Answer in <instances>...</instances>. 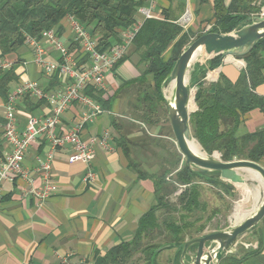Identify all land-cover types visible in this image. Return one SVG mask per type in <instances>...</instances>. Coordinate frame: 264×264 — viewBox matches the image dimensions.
<instances>
[{
  "label": "crops",
  "instance_id": "crops-1",
  "mask_svg": "<svg viewBox=\"0 0 264 264\" xmlns=\"http://www.w3.org/2000/svg\"><path fill=\"white\" fill-rule=\"evenodd\" d=\"M186 9L190 10L192 21L184 27L180 20ZM153 13L158 21L163 20L165 14L171 15L182 32L195 33L196 29L204 26L206 31L212 24L213 0H157ZM63 27L60 39L70 48L66 22ZM45 50L48 60L58 59L51 46L45 45ZM33 56L31 48L23 47L8 57L13 62L19 61L16 69L18 81L11 85L10 91L26 80L37 82L45 92L56 91L68 82L66 77L57 76V81H54L55 74H43L33 63ZM134 58L131 56L106 74L102 99L107 104L102 113L86 123L81 131L85 141L99 138L105 131L110 134L108 143L111 149L95 145L91 162L95 178L92 182L85 180L87 167L84 163L68 162L71 149L65 146L57 150L51 164L57 192L42 208L35 206L33 197L23 196V190L41 186L36 164L38 159H44L48 150V143L43 139L31 144L22 164L32 182L22 178L2 182L0 264H61L66 255H71L75 264H94L112 247L131 241L142 217L156 205L157 194L151 177L164 174L170 177L179 170L180 153H177L178 148L174 149L170 124L162 118L154 120L155 117L147 112L143 92H152L151 77H147V85L128 84L136 80L144 69L143 65H134ZM242 64H245L242 59L223 56L221 65L215 73H209V78L215 79L221 74L234 83ZM255 93L264 97V81L256 86ZM52 105L48 100L22 97L17 101L18 127L23 129L31 116L49 115ZM3 110V101L0 100V120ZM82 112L80 104L68 105L56 131L69 132L80 120ZM262 128L264 113L255 109L245 116L237 134H252ZM1 137L4 153L8 147ZM260 165L264 168V158ZM240 241L243 245H238L232 253L224 254L223 258L233 255L239 264H264V223L260 222L248 233L247 240L242 237ZM170 250L175 258L178 249L173 246Z\"/></svg>",
  "mask_w": 264,
  "mask_h": 264
},
{
  "label": "trees",
  "instance_id": "trees-1",
  "mask_svg": "<svg viewBox=\"0 0 264 264\" xmlns=\"http://www.w3.org/2000/svg\"><path fill=\"white\" fill-rule=\"evenodd\" d=\"M253 1L213 0L212 24L209 30L200 33L182 32V28L174 23L176 20L168 14L164 15L163 20H145L133 37L130 52L113 70L131 56L136 57L134 64L136 67L144 66L140 76L128 84L147 85V77H151L152 92H143V98L148 106L147 112L154 117L157 112L155 100H164L161 90L183 49L202 34L223 35L232 32L245 22L246 18L258 12V9L252 6ZM145 4L146 0H0V57L8 58L25 47L26 36L38 39L42 32L55 30L60 37L64 33L63 23L67 16L74 17L96 39L98 51L106 52L113 44L120 42V32L135 22L136 10ZM77 48L76 43H71L69 50ZM222 58L219 56L208 59L203 64L196 63L191 72L190 82L197 88L195 94L197 110L190 115L192 136L207 154L219 152L223 162L243 159L260 164L264 158V128L241 136L237 132L250 111L258 109L264 113V97L255 93L256 86L264 81V38L247 55L239 58L245 62V67L240 70L234 83L219 74L217 81L207 90L204 89L201 81L206 72L215 71L221 65ZM85 61L86 58H83L82 62ZM18 67L19 61L6 72L0 70V100L3 102L7 99L11 85L18 81L16 73ZM53 80L57 81V74ZM85 94L102 108L107 104V101L102 99L103 91L93 86H88ZM3 122L1 118L0 129ZM1 135L0 133V137ZM2 159L3 145L0 139V161ZM218 177L219 173L192 172L184 163L172 177L178 184L188 187L179 197L182 211L191 214L199 207L197 180L209 184L211 182L208 179L214 178L215 182L211 185L218 186L220 182ZM166 178V174L151 177L156 189L157 202L140 220V227L133 239L112 247L103 257L97 258L94 264H126L133 254L142 249L143 241L159 228L157 213L166 207L164 202ZM170 184L172 185V182ZM170 210L173 211L174 208L170 207ZM180 221L181 224H178L177 220L172 219L170 223L164 224L175 236L174 243L167 248L174 246L178 249V260L186 241H178L176 237L183 229L189 228L184 225L183 218ZM197 232L201 233L202 229ZM161 249L149 246L142 251H150L152 255L148 262H151ZM190 251L195 252V247ZM220 264H239V261L230 255L223 258Z\"/></svg>",
  "mask_w": 264,
  "mask_h": 264
},
{
  "label": "built area",
  "instance_id": "built-area-1",
  "mask_svg": "<svg viewBox=\"0 0 264 264\" xmlns=\"http://www.w3.org/2000/svg\"><path fill=\"white\" fill-rule=\"evenodd\" d=\"M156 6L157 0H146V5L136 10L139 18L130 27L120 32V42L113 44L106 52L97 50L96 39L72 16H67L65 22L70 34V43L78 45V48L73 51L69 50L55 30L42 32L38 39L25 37V47L31 48L35 66L47 76L57 74L58 77H66L68 82L56 91L45 92L37 82L26 80L9 92L6 101L3 102L4 122L1 126V138L8 150L3 153V159L0 161V193L1 184L5 180L22 178L29 183L32 182L27 172L23 170L22 164L29 147L38 139L46 140L48 143L44 159H38L36 164L41 186L35 189L28 188L22 192L23 196L35 199L37 208H42L58 190L52 179L51 164L57 150L65 146L71 149L68 162L84 163L87 167L85 180L90 182L94 180L95 174L91 171V162L95 155V145L100 144L106 149H111L108 143L110 134L105 131L99 138L90 141H85L81 137L85 124L93 121L102 113V106L83 91L87 86L105 91L106 74L111 72L117 66L116 64L130 52L133 37L143 22L148 19H157L153 13ZM260 15H264V11ZM191 21V12L186 9L180 25L186 27ZM206 30H209V27ZM45 45L54 49L58 55L57 60L50 61L45 57ZM83 58H86L85 62H82ZM14 63L6 57H0V70L6 72L12 68ZM244 67L242 64L240 69ZM25 96H30L35 100H48L53 105L49 115L31 116L25 127L20 129L16 115L17 101ZM72 103H78L83 107L80 120L69 132L58 133L56 129L61 117L68 105ZM241 244L243 245L240 241L232 245L230 253ZM71 257V255L63 256L61 264H75Z\"/></svg>",
  "mask_w": 264,
  "mask_h": 264
},
{
  "label": "water",
  "instance_id": "water-1",
  "mask_svg": "<svg viewBox=\"0 0 264 264\" xmlns=\"http://www.w3.org/2000/svg\"><path fill=\"white\" fill-rule=\"evenodd\" d=\"M263 38L264 15L249 16L230 33H205L191 41L169 73L168 80L174 82V89L171 101L166 103L167 117L176 147L187 167L195 173H219L220 178L249 170L257 175L263 186L262 201L255 212L225 230L186 241L182 246L179 264H217L224 254L230 253L232 245L240 242L264 218V168L251 161L223 162L218 155L208 158L192 151L189 144L195 139L190 130V115L195 109H188L191 95L188 80L196 62L203 64L206 60L219 56L242 58ZM199 51L203 54L201 60L195 59ZM192 247H195V252L190 251Z\"/></svg>",
  "mask_w": 264,
  "mask_h": 264
},
{
  "label": "rangeland",
  "instance_id": "rangeland-1",
  "mask_svg": "<svg viewBox=\"0 0 264 264\" xmlns=\"http://www.w3.org/2000/svg\"><path fill=\"white\" fill-rule=\"evenodd\" d=\"M252 6L257 8L258 12L250 16L260 15L262 11H264V6H262V0H254ZM204 29L205 26L203 30L201 27H199L198 29H196V32H204ZM167 55L168 54H166V57ZM134 60L136 61V58H134ZM215 72L216 70L206 72L204 78L201 81L204 89L207 90V88H210V86H212V83H215L214 81L217 78H209V73ZM190 78L188 80V87L191 90V95L188 104V109H195L193 111L195 112L197 110V104L195 100L193 101V96H195L194 94H196L197 88L190 82ZM169 82L170 81L167 80L165 85L163 86V89L161 90L164 100H155L157 104V112L154 115L155 118L153 117L154 120L156 118H162L168 124L169 121L166 112L167 100L165 98L164 89L168 86ZM158 115L160 117H158ZM195 142L197 143L196 140ZM174 149L177 150L176 144H174ZM201 150L203 151L204 155L208 158L217 155L220 157V153L217 151H213L211 154H207L202 148ZM179 160L180 163L177 164V166L180 169L185 163V160L181 154H179ZM237 160L243 159H234L233 161ZM252 174L253 173L251 171L236 172L234 174L232 173L231 177L228 178L218 177L220 181L218 183V186L211 185L212 182H215L214 178L208 179L211 182L209 184L204 183L201 180H197L196 185L198 186L199 190V207L193 210L191 214L182 211L181 206L179 204V197H181V195L184 193L185 190L188 189V187L181 183L178 184V182H175V180H173L172 178L174 177V174L170 177H167L166 180L168 186L166 187V189H168L164 193V202L166 203V207L162 208L157 213L159 228L155 230L154 233L151 234V236L145 239L142 243V249L145 247H149V244H153V248L162 249L160 250V252H157L158 254L156 258L151 262H148L150 260V256L152 255L150 251H142L141 249L135 254H133V256L129 259L126 264H179L178 256H175L174 258V252H172L170 248H164L166 245H170L175 241V236L172 235L170 233V229H166V225H164L166 223H170L172 219L177 220L178 224H181L182 221L180 220H182L183 218V222L185 223L184 225L189 227L187 229H183L182 232L178 235V237H176V240L178 241H188L189 238H195L197 235V237H201L217 231H222L241 222L245 217H247L248 214L252 212L251 210L254 209V207L256 206L258 202L259 193L261 194V197L263 196V190L261 189L260 191L258 183L254 180H251ZM171 182L172 185L170 184ZM170 207H173L174 210H170ZM201 229L202 232L198 233L197 231ZM252 230H250L248 233H250ZM248 233L243 236L244 240H247Z\"/></svg>",
  "mask_w": 264,
  "mask_h": 264
},
{
  "label": "bare ground",
  "instance_id": "bare-ground-1",
  "mask_svg": "<svg viewBox=\"0 0 264 264\" xmlns=\"http://www.w3.org/2000/svg\"><path fill=\"white\" fill-rule=\"evenodd\" d=\"M202 56L203 54L201 53V51H199L197 54H196V57L195 59H202ZM212 78H214V75L212 76ZM173 89H174V82H169L168 86L164 89V94H165V98L167 100V102H170L171 99H172V96H173ZM190 101V100H189ZM190 148L192 151L198 153V154H201V155H204L203 151L201 150L200 146L195 142V140H192L191 143L189 144ZM205 156V155H204ZM249 170L247 171H244V172H248ZM252 172V171H251ZM253 174L251 175V180H254L255 182L258 183L259 187H260V191L261 189L263 190V186H262V183L259 181V178L257 177V175L252 172ZM259 191V190H258ZM261 194L259 193V196H258V202L256 204V206L254 207V209H252L251 213L252 214L253 212L256 211V209L258 208V206L260 205L261 203ZM256 201V200H255ZM248 214V215H250ZM247 215V216H248Z\"/></svg>",
  "mask_w": 264,
  "mask_h": 264
}]
</instances>
